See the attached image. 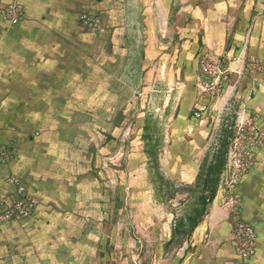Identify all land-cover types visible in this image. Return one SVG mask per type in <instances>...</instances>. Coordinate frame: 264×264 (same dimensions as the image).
<instances>
[{"label":"crops","instance_id":"0c3cea01","mask_svg":"<svg viewBox=\"0 0 264 264\" xmlns=\"http://www.w3.org/2000/svg\"><path fill=\"white\" fill-rule=\"evenodd\" d=\"M3 1L21 4L25 15L16 25L0 16V142L12 149L8 162L0 161V194L12 189L8 178L18 174L40 203L31 218L0 228V264H86L84 241L73 243L84 240V225L74 224L69 213L81 204L68 200L80 189L85 115L87 109L101 114L106 100L103 114H116L117 99L133 97L134 51L144 67L154 58L163 62L165 52L179 50L181 43L192 57L189 68L211 55L235 83H228L218 100L201 92L196 98L199 78L192 69L186 81L196 86L186 94V107L197 100V110L225 105L236 94L241 108L264 122V0ZM86 13L104 20L105 34L81 24ZM252 58L256 71L250 70ZM263 149L238 188L241 216L259 236L252 264H264V223L256 217V203L262 202L256 166L264 171ZM202 163L193 160L192 173L182 171V177H198ZM232 229L231 209L219 185L182 264H241Z\"/></svg>","mask_w":264,"mask_h":264},{"label":"rangeland","instance_id":"374dc122","mask_svg":"<svg viewBox=\"0 0 264 264\" xmlns=\"http://www.w3.org/2000/svg\"><path fill=\"white\" fill-rule=\"evenodd\" d=\"M136 52L130 69L133 97L118 98L116 114H103L108 111L106 100L101 114L87 109L85 115L80 189L68 200L81 204L69 213L74 224L84 225V240L73 243L84 241L86 264H182L194 232L189 234L188 217L201 214V196L208 194L202 179L183 178L182 171L191 174L196 159L212 162L224 145L227 160L243 110L236 94L225 105L203 109L200 118L198 100L186 107V94L196 86L187 83V73L193 69L200 79L205 56L189 68L192 57L182 43L179 50L166 51L163 62L151 59L149 67L139 66ZM231 79L228 83L234 84ZM262 147H256V155ZM257 168L262 202L256 203V217L264 223V171Z\"/></svg>","mask_w":264,"mask_h":264},{"label":"built area","instance_id":"2783aa9c","mask_svg":"<svg viewBox=\"0 0 264 264\" xmlns=\"http://www.w3.org/2000/svg\"><path fill=\"white\" fill-rule=\"evenodd\" d=\"M25 15L24 7L19 3H4L0 0V16L9 25L18 24ZM81 24L92 32L105 34L107 26L104 20L95 14H83ZM250 70L258 68L255 58L250 60ZM230 71L206 55L200 62L199 87L202 95L216 99L224 91L230 80ZM1 108V103H0ZM202 116V110L196 117ZM264 145V124L248 109L239 112L236 126V137L233 139L227 154L226 165L220 177V187L224 189V203L231 209L233 229L231 242L241 264H252L258 253L259 236L255 226L241 216L242 197L238 188L242 178L256 162V147ZM11 144L0 142V161L7 163ZM8 182L12 189L0 194V228L14 221L31 218L39 206V198L28 189L27 184L18 174H11Z\"/></svg>","mask_w":264,"mask_h":264},{"label":"trees","instance_id":"16d2710c","mask_svg":"<svg viewBox=\"0 0 264 264\" xmlns=\"http://www.w3.org/2000/svg\"><path fill=\"white\" fill-rule=\"evenodd\" d=\"M223 147L224 149L220 151L218 155H216L212 162H209L208 158L206 157L204 162L202 163L198 175V180L202 179L204 181V186L208 194H203L201 196V200L203 203L201 214H195L188 217L190 220L189 234L193 232L195 228L199 225V223L201 222V216L203 212L206 211L207 205L211 203L217 195L220 176L224 171V167L226 164V146L224 145Z\"/></svg>","mask_w":264,"mask_h":264}]
</instances>
